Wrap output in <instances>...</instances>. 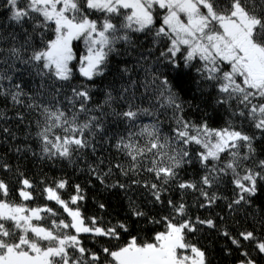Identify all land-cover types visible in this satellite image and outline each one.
Returning a JSON list of instances; mask_svg holds the SVG:
<instances>
[{"label":"snow or ice","instance_id":"snow-or-ice-1","mask_svg":"<svg viewBox=\"0 0 264 264\" xmlns=\"http://www.w3.org/2000/svg\"><path fill=\"white\" fill-rule=\"evenodd\" d=\"M0 17V121L10 105L27 128L0 127V264H264V0H0Z\"/></svg>","mask_w":264,"mask_h":264},{"label":"trees","instance_id":"trees-1","mask_svg":"<svg viewBox=\"0 0 264 264\" xmlns=\"http://www.w3.org/2000/svg\"><path fill=\"white\" fill-rule=\"evenodd\" d=\"M0 20H3V17H0ZM96 99H99V97H96ZM3 110L6 112L8 117H11V119H9L6 123L4 121H0V127H8L15 133L17 139L14 141L10 140V144H21L22 140H23V134L25 131H27L25 124H19L16 121L15 109L11 108L10 105L7 108H4ZM0 138H2V136H0ZM7 147H8V145H5L4 149L6 150ZM0 154H2V152H0ZM113 155H114V153H113ZM109 158H111V156ZM5 159L9 160L10 162H12L15 165H18L20 167V170L25 171L26 173H30L33 177L40 178L41 173H43L44 175H46L49 178V180H51L53 178H57L59 176L64 175V176H66V178H69L73 182H77V183L82 182V179H81L79 174H76V175L72 174L73 173L72 168H68L66 170V172H64V171H60L56 167L44 166L43 164H41L38 161H33V162L29 163L27 161L17 160L12 155V153H10V152L7 153V155L5 156ZM0 177L9 178V177H7V174L3 173L2 171H0ZM221 194L228 195L229 193L222 191ZM89 195H92L91 190L89 191ZM185 198L188 200V202L190 204L193 203V201H194V197L191 195H188ZM37 202L43 203V201L39 200V199ZM84 209L86 210L87 214H89V215L95 214L94 201L91 199L88 200L84 204ZM192 211H193L194 215H200L201 217H204V216L209 215V214L214 215L215 213H220L221 215H224V214H226L227 209L224 207V202L220 201L217 206H214V209L193 208ZM84 242H85V246H87V247H94L95 246V242L91 241L88 238H84ZM216 260L217 261L224 260V264H235V260L233 258H226L225 259L221 255H216Z\"/></svg>","mask_w":264,"mask_h":264}]
</instances>
